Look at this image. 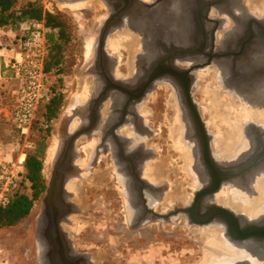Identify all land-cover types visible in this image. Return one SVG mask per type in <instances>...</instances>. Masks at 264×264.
<instances>
[{"label":"flooded vegetation","instance_id":"1","mask_svg":"<svg viewBox=\"0 0 264 264\" xmlns=\"http://www.w3.org/2000/svg\"><path fill=\"white\" fill-rule=\"evenodd\" d=\"M228 1L229 0H152L153 9H160V11L167 14L171 13L173 18L176 20L180 18L183 22L180 26L178 25L180 30L176 34L171 33L169 29L170 22L166 24V20H164L161 24H158V28L152 30L147 37L141 34L138 36L140 38L139 46H137L139 54L136 58L134 57L131 59L133 65L136 64L137 76L131 81H125L113 75L110 68L113 59L106 53L105 48V56L102 59H99L97 55L95 57L94 50V56L90 66H92V75L94 78L92 79L96 84V90H94L93 95L87 100L88 104H85L83 108L84 112L82 116H84V121L79 125L83 126L87 124L89 126L88 133L83 135H86L88 141L91 139L89 142L92 145V157L89 160L87 159L88 161L85 160V153L82 151V145L76 143V140L80 136L77 137L73 149L74 156L72 158L73 164L77 167V174H65V190H56L52 199L54 200V205H56L55 208H52L50 203L52 201L47 198V185L45 186L42 199L46 196L44 211H46L47 214L43 216L41 222L46 238L45 241H43L45 255L44 263H42L43 261L41 259L43 250L40 245L41 239L37 238L36 243L40 251V261L42 264H100L98 260L91 257V252L79 250L68 232L62 227V222L72 225L71 221L73 222V220L70 216L81 214L83 208L81 207L79 199H81L80 189L82 184H85L87 187H95V189H98V192H95L97 195L94 197L95 201L101 200V205H104L106 208L104 210V217L107 222L106 241L109 250L107 253L108 261L117 259L115 256L119 255L120 263L136 264V262L130 263L134 260L130 255L138 254L140 256L137 259L138 264H144L143 261L147 260L143 258V254H145L144 251L150 250L154 252V248H161L165 251L166 255L170 256L174 253V241L178 239V237H175L176 235L174 233L177 227L176 223L180 224V229H188L189 233L193 232L190 228L194 226H204L212 223L219 224L223 226L224 236H227V239L229 238V236L225 234L224 224L218 220H213L209 224H197L192 223L186 213L175 212L179 207L191 206L195 193L211 186L214 178L209 172L208 163L205 161L206 159L200 141L196 135L197 129L189 115V108L183 101L182 85L184 83L181 79L177 82L173 75L167 72L171 68L189 70L186 72V75L184 74V82L189 86V94L203 122V127L207 136L208 156L220 170H230L234 173L228 179L221 180L217 189L211 193H206L203 199H201V203L209 202L223 205V203L214 201L213 197L220 191L224 184L223 182L230 180L229 182H235L237 185H239L238 180L246 182L250 171L264 159V156H262L263 158L258 163L255 162L256 157H260V152H264V125L261 126L259 121L257 122V120H254V123H250V126H248L246 130L247 140H249L251 144L248 152L239 160H233L228 163L218 161L212 146L214 135H212L213 133L207 127L199 110V102L193 97L194 93L197 92L202 99H207L202 93V90H197V84H206L208 81H211V78L207 80L206 78L208 77H198L196 74L198 71L205 72V69L212 67L214 63L215 65H221V68L226 72L225 75L229 77V83L234 84V86L249 83L255 78L264 76V21L248 12L247 8L250 7L248 1L236 0L239 1L237 3L240 4V11L232 14V25H228L229 27L226 26L221 35L222 38H219V31L224 27L225 21H223L220 16L211 15L210 12L214 7H227V4L230 3V1ZM105 5L108 14L109 7L107 3ZM227 11L229 10L227 9ZM172 26H175L174 23ZM227 52H230V54H225ZM126 57V50H122V59H125H123L121 67L119 68L121 73L126 72L127 69V64L125 63ZM222 65L224 67H222ZM152 66L162 68L165 72L148 81L147 75ZM158 81H166L167 84L166 86L157 87L156 82ZM118 83L126 86L125 90L119 89L117 87L119 86L117 85ZM213 83L214 82H212V84ZM152 89V94L157 90H161L162 93H167L168 96H173L175 93L179 108L182 109V117L186 129L185 136L193 141V144L190 145L192 147L191 150L194 151L191 169H194L193 174L195 178L198 175L201 179L199 180V185L195 186L192 193H190V198L186 203L175 198L171 190L165 188L166 183L164 181L159 182L154 179L155 182H152L142 174L147 160L154 159L155 156L154 146L150 145L152 144L150 138L151 133L153 134V128L150 125L151 114H149L147 118L149 122L145 125L143 123V116L139 114L135 106L137 103L142 102L146 93ZM152 94L149 95L148 100ZM109 97L112 99H108ZM148 100L146 101V106L149 108ZM103 104L107 107L104 113L101 110ZM129 120L135 125L139 133L147 134L148 137L150 136L148 141L141 140L134 146L127 148V138L119 130ZM101 121L103 125H101ZM79 126L67 130L72 131ZM64 132H66V130H63L62 133ZM61 138L62 136L60 137L55 156H57L59 151ZM112 159L118 165V170H120L124 176L125 186L122 185V189L123 191L126 190L125 198L122 195L123 193L120 190V184L117 180V169H112L109 166V161ZM246 160H251V165L243 169V165L247 162ZM79 161H82L83 164H78ZM89 175L91 176L87 177ZM70 177H75L81 183L83 181L82 184L79 183V198L75 197V195L71 194L67 189V180ZM152 178L154 177L152 176ZM202 179L203 183H200ZM154 197H156L157 200H155ZM176 199L180 200L181 204L179 206L176 205ZM113 200L117 203V206L119 205L118 207L116 206L117 208L114 214H112V210L115 209ZM125 200L128 201L131 208V215L129 216L126 214L127 208L124 204ZM159 203L163 204L162 207H159ZM228 208L232 209L231 207ZM232 210L235 213L244 215L243 212ZM199 211L198 214L201 215L203 210H201V212ZM56 212L59 215L56 214ZM81 215L83 217L89 216L85 214ZM54 219H57L59 224V233H54L52 223ZM261 219L264 220V218H260V220ZM166 226L171 227L173 230L167 229ZM75 233L76 232H74V234ZM194 233L197 238L196 241L199 243L202 238L197 236L196 232ZM188 241V238L182 240V242H185L184 247L187 250L191 248L187 243ZM256 243L260 244L259 242ZM194 250L195 254L193 252L194 257H191V260L196 259L197 254L200 255L198 246L197 249ZM154 253H157V250ZM156 258L157 257H155V259ZM170 258L171 260L167 262H165V260L161 263L157 262V264H174V258L171 256ZM152 262L153 260L151 259L145 261L146 264H152ZM110 264L115 263L110 262Z\"/></svg>","mask_w":264,"mask_h":264},{"label":"bare ground","instance_id":"2","mask_svg":"<svg viewBox=\"0 0 264 264\" xmlns=\"http://www.w3.org/2000/svg\"><path fill=\"white\" fill-rule=\"evenodd\" d=\"M68 1L63 0L62 3L64 2L67 3ZM142 1L151 2L152 0H142ZM229 1L230 3L227 4L228 6L226 5L227 7L225 8L214 7L213 9H211L210 12L211 15L220 16L222 17L223 21H225L224 27H222L223 29L221 28V30L219 31L220 39L222 38L221 35L224 32V28L228 25H232L233 23L232 14H235L238 11H240V7H239L240 4L237 3L239 1L236 0H229ZM244 1L246 2L248 1V4H250V7L247 8L248 12H250V14H254L255 16H257L258 18L264 21V0H251V2L250 0H244ZM103 2L98 0L97 2H95V6L97 8L105 9V4L107 2L105 4ZM84 3L85 2L82 1H75V2H68L65 5H68V7L69 5L73 6V8H81V6ZM87 3L89 2H86V4ZM227 9L229 11H227ZM105 13H107V10ZM141 13H143V15H138L136 21L133 20V22L131 23H123L122 24L123 26H121L122 29L113 31L112 34H106L105 36L104 48L106 53L113 59L110 67L113 72V75L125 81H131L137 76V68L135 66L136 64L133 65L131 59L134 57L136 58L139 54V52L137 51V46H139L140 38L138 36L141 34L144 35V37H147L148 34L152 30H156V28H158L159 26L158 24H161L164 20H166V24L170 22L169 29L171 33L176 34L180 30L178 25L180 26V24L183 22V20H181L180 18L178 20L173 18L171 13L168 14L163 13V11H160V9L154 8L149 12L142 11ZM102 17H103L102 15L95 16L94 20L92 19L95 22L93 29L94 33L93 30L85 33L87 34L86 36L87 46L85 50V56L87 58L86 59L87 62L93 56L94 47L96 43V33H97V32L95 33V31H97L96 26L99 22L102 21L103 19ZM173 23L175 26H172ZM122 50H126L127 52V57H126L127 59L125 62L127 64V69L126 72L123 73H121V71L119 70L123 62ZM222 67L224 66L222 65ZM205 70H206L205 72L198 71L196 76L208 77L211 78V81L210 82L208 81L207 83L205 82L206 84L203 85L197 84L198 86L197 90H202L203 91L202 93L207 97L208 101L203 99V103L201 104L198 103V107L205 120L207 127L213 133L212 135H214V141L212 146L215 152V157L218 161L224 163H228L233 160H239L248 152V150L251 147V144L249 143V140H247V135H246L247 134L246 130L248 129V126H250V123H252L254 120L255 121L257 120V122L259 121L261 123V126L264 125V76L255 78L252 82L234 86V84L229 83L228 81L229 77L228 75H225L226 72H224L220 64L215 65L214 63L212 67L207 68ZM92 78L93 76L91 75L89 76L86 73L82 74V76L79 78L78 87L69 98L66 108L64 110L63 113L64 118H62L61 122L58 124L60 125L59 126L60 132H63V130H67V129L71 130L79 126L84 121V116H82L84 112L83 108L85 107L87 100L93 95L94 90H96V84L93 82L94 78L93 79ZM212 82L214 83L212 84ZM156 83H157V87L166 86L167 84L166 81H158ZM152 91L153 89L149 90V92L146 93L144 100L142 102L137 103L135 106V109L139 112V114L143 116V123L145 125L146 123L149 122L147 118L149 117L150 114V109L146 106V101L148 100L149 95L152 94L151 93ZM173 97L175 99L174 108L177 111H179V104L176 101L177 99L175 93L173 94ZM108 99H112V98L109 97ZM106 108L107 107L103 104L101 109L103 113L105 112ZM175 117L176 119L178 118L175 121V123L174 124L172 123L171 125L169 124L170 128L168 130L169 131L168 135L170 140L172 141V144L170 146L171 148L176 150L177 153H179V158L184 160L183 161L184 165L182 164L180 169H184L186 173L187 172L190 173L189 169L191 167V163H188V161L189 160L193 161L192 157L194 155V151L191 150L192 147L190 146L189 142L186 141L187 142L186 143L184 141L183 143L181 141L182 139H180V137H182L183 134L181 131L183 127H181L182 129H180L179 127L180 126L179 125L180 123H178L180 122L179 113H177V116ZM101 125H103L102 121H101ZM119 131L127 138V142H128L127 148L134 146L135 144L139 143L141 140L148 141L150 137V136L148 137L147 134L139 133L135 128V125L131 123V120H129L126 124H124ZM89 141L86 139V135L83 134L80 135V137L76 140V143L82 145V151H84L85 153L86 161H88L92 157V149H91L92 145L90 144ZM57 143L55 141L53 146L50 147L51 150L49 151L51 153V156L52 155L54 156V154L57 151L59 145ZM150 145L152 146V144ZM158 162H159L158 158L155 160L154 159L147 160V162L144 165L142 174L152 182H155L154 179L158 180L159 182L167 181L166 179H168V176L166 172L164 173L163 171H161L162 169H159L160 163L158 164ZM78 164L82 165L83 162L79 161ZM173 164L174 163L172 161V165ZM165 165L163 164V166ZM109 166L112 169L115 168L117 169V170L115 169L117 172V180L118 183L120 184L119 187L121 192L123 193L122 195L125 198L126 190L123 191L122 189V185L125 186L124 176L122 172L118 170V165L113 161V159L109 161ZM152 176L154 178H152ZM247 177H248L247 181L244 182L245 185H242L240 183L239 185H237V183L235 182H229L230 180L224 181L223 182L224 184L222 183L223 185L220 191L213 196L214 201L223 203V205L231 207L236 211L243 212L244 214L243 216L249 219L256 220V219L264 218V159H262L250 171V174H248ZM200 179L201 178H199V176L197 175V177L194 179L196 181V185H194V187L199 185ZM242 179L246 180L245 178ZM176 181L177 180H175L174 183H176ZM202 181L203 179L201 180L200 183H203ZM79 183L81 182L77 180L75 177H70L67 180V185H66L68 191L71 194L75 195V197L77 198H79V189H80ZM177 184L178 183H176V186ZM174 187L169 188L173 193L174 197L186 203L190 198V194L189 195L183 194L179 191L180 189L177 190L176 187L175 188ZM154 198L155 200H157L156 197ZM124 204L125 207L127 208L126 214L128 216L131 215V208L129 206L128 201L125 200ZM162 205L163 204L159 203V207H162ZM70 218L74 220V223L78 222L77 221L78 219H76V217H74L73 215L70 216ZM39 222L37 224V228L38 225L40 224ZM211 222L212 221L204 224H209ZM62 227L66 230V232H68V234L71 237L74 234V232H76L75 230L78 229L79 226L76 223L74 225H71L62 222ZM190 230L196 232L197 236H200L202 238L200 239L201 241L199 242L198 245L200 255L198 258L191 260V257H194L195 250L193 248H190L189 250L184 249V251L181 252V254L182 255L187 254V256H185L184 262L182 264H264V243L258 244L251 240L232 242L224 236L223 226L215 223L204 226H194L190 228ZM163 252L164 251L161 248H158L157 253L153 252L151 254V260H153L152 264H157V262L161 263L165 260H166L165 262L171 260L169 255H165L164 257H162ZM155 257L157 258L155 259Z\"/></svg>","mask_w":264,"mask_h":264},{"label":"rangeland","instance_id":"3","mask_svg":"<svg viewBox=\"0 0 264 264\" xmlns=\"http://www.w3.org/2000/svg\"><path fill=\"white\" fill-rule=\"evenodd\" d=\"M20 2L26 0H19ZM66 1V0H64ZM68 1V0H67ZM82 1L85 2L81 8H73V6L68 7V2ZM98 0H71L67 3L63 2V0H41L43 6L50 11H58L63 14L71 27V37L69 42L67 43V47L64 53V58L62 62L61 69L55 74H51V80H55V88L60 89L63 93L64 99L63 104L57 113V115L51 121V132L47 137V147L45 151V156L43 159V168L42 173L45 178V181L48 180L50 176V171L52 167V161L54 160L55 154L52 157L49 150L50 147L53 146L54 142H60V137L62 136V132L59 131L58 125L63 117L64 110L68 103L69 98L75 92L78 87V80L82 76V74L86 73L89 76H93L92 63L94 52L92 58L87 62V58L85 56L86 50V36L88 31H92L94 29V17L95 16H103L105 18L107 15L106 5L105 9L97 8L95 6V2ZM103 2V0H100ZM86 2H89L86 4ZM105 4V2H103ZM102 12V13H101ZM93 19V20H92ZM103 20V19H102ZM101 22H99L96 26L98 29ZM92 27V28H91ZM91 28V30H90ZM97 31H95L96 33ZM94 33V30H93ZM95 35V34H93ZM19 45V35L17 32L9 30L7 28L0 27V61L4 59H9L10 54L12 53L11 48H17ZM125 54V53H124ZM85 59V60H84ZM125 59V58H123ZM86 61V62H85ZM89 72V73H88ZM209 79V78H206ZM16 88V82L14 79L10 78L9 75L3 76L0 74V148L8 146V148H4L6 152H2V155L5 156L7 152L13 151L14 158L11 161H17V156L20 151H22L27 146H31V141L29 140L27 134H21L12 121L11 111L14 104V89ZM161 90H157L152 94L149 99L148 105L151 114L150 125L153 128V134L151 135V143L154 146V160L158 158L159 168L161 171L166 172L168 175L165 188L169 189L171 187H176V189H180L179 191L183 194L189 195L194 190V185H196L195 175H193V171L190 167L189 172L186 173L184 169H180L184 160L179 158V154L173 148H171L172 141L168 137L170 125L175 123L177 113H179V127H183L182 131V139L181 141L189 142L190 145L193 144V141L188 139L185 136V122L182 117V109L179 108L177 111L174 108V97L167 93H162ZM171 97V99H170ZM194 99L198 101L200 104L203 103V99L201 96L195 92L193 95ZM170 100V101H169ZM208 101V99H206ZM171 104V105H170ZM172 107V108H171ZM42 112V107L39 106L36 112V116H40ZM181 113V114H180ZM166 114V115H165ZM173 118V119H172ZM175 118V119H174ZM172 121V122H171ZM170 124V125H169ZM55 137V138H54ZM156 142V143H155ZM186 142V143H187ZM185 143V144H186ZM159 146V147H157ZM50 153V154H49ZM165 156V157H164ZM22 157V156H21ZM23 158V157H22ZM52 158V159H51ZM162 159V160H161ZM4 160V159H1ZM173 165H172V161ZM6 161V160H5ZM163 161V162H162ZM188 163H192L191 160ZM163 164L165 166H163ZM168 164V165H167ZM163 166V168H162ZM167 169V170H166ZM23 170L21 171V175ZM189 174V175H188ZM91 175L87 176L90 177ZM191 176V177H190ZM188 177V178H187ZM173 179V180H172ZM171 180V182H170ZM176 181V183H174ZM170 184H169V182ZM173 182V183H172ZM192 182V183H190ZM181 183V184H179ZM238 183L245 185L242 180H238ZM28 185V183H25ZM169 184V185H168ZM180 185V186H179ZM174 187V188H175ZM182 188V189H181ZM95 192H98V189L95 187H87L85 184L81 185L80 194L81 199V207L83 208L81 214L89 215L82 216L81 214L73 215L78 219V222H75L79 227L76 229V233L71 236V239L75 243V246L79 250H84L87 252H91V257L98 260L100 264L106 263H115V264H123L119 261V255L115 256L117 259L108 261L107 253L108 245L106 241L107 237V227L105 221V213L106 209L104 205H101V200L95 201ZM43 192L34 200L32 207L29 213L17 224L11 226H3L0 227V264H38V259L40 261V251L38 249L37 239L35 237V221L37 224L38 220V212L41 207ZM78 200V199H77ZM113 204L115 205V209L112 210V214H114L117 206V203L113 200ZM180 200L176 199V205L179 206ZM117 206V207H116ZM120 208V207H119ZM120 214V213H117ZM116 217V216H114ZM74 220L72 225L75 224ZM160 225V222H159ZM177 227L175 228V249L173 250V254L170 256L174 258V264H182L184 262L185 256L187 254H181L184 251L185 242H182L183 239L188 238V244L191 248L197 249L198 242L194 232L188 231V229H180V224L176 223ZM169 230H173L171 227H167ZM37 230V228H36ZM180 236V238H179ZM227 237V236H226ZM229 239V238H228ZM195 240V241H194ZM230 240V239H229ZM233 242V240H230ZM37 246V250H36ZM156 246V245H155ZM156 251L157 249L154 248ZM154 251V252H155ZM143 258L150 260L151 252L150 250L144 251ZM170 252V251H169ZM166 255L165 251L163 252L162 257ZM180 255V256H179ZM199 254L196 255V258ZM38 256V258H37ZM133 262L138 264V254L130 255ZM144 260V264L145 261ZM41 262V261H40Z\"/></svg>","mask_w":264,"mask_h":264},{"label":"water","instance_id":"4","mask_svg":"<svg viewBox=\"0 0 264 264\" xmlns=\"http://www.w3.org/2000/svg\"><path fill=\"white\" fill-rule=\"evenodd\" d=\"M105 3L107 2V5L109 7V12L103 18V20L100 23V26L97 29L96 33V43H95V57L99 59H102L105 56L104 52V43H105V36L106 34H111L113 31H117L119 29H122L121 26H123V23H131L133 20L136 21L138 18V15H143L141 13L142 11H151L152 8V1L151 2H144L142 0H103ZM214 1V0H213ZM225 54H230V52H227ZM197 67V66H196ZM189 70H178L175 68H171L167 72L171 73L173 77L177 80L181 79L183 81V101L189 108V115L190 118L193 120V123L197 129V138L200 141V145L202 148V151L204 153L205 161L208 163V169L210 174L213 175V182L211 186L199 190L195 193V196L193 198V203L191 206H182L175 210V212H181L186 213L187 217L191 220L192 223H208L213 220H218L222 222L225 226V234L229 236L230 240L233 241H243V240H253L255 242H259L260 244L264 243V220H248L240 213H235L232 209L228 208L224 205H218L214 203H201V199H203V196L206 195V193H211L221 183V180H226L230 176H232L234 173L230 170H220L215 163H213L212 159L208 156V148H207V136L205 134V130L203 127V122L201 120V116L199 112L197 111L195 104L189 94V86L187 83H185L184 78L186 75V72ZM164 69L157 68L152 66L149 74L147 75V80L150 81L153 78H156L163 74ZM185 74V75H184ZM119 89L125 90V87L123 84H117ZM90 103V102H89ZM88 104V101L87 103ZM89 131V126L87 124H84L83 126H79L78 128L62 133L61 138V144L59 151L57 153V156H55L54 160L52 161V167L50 171V176L48 180L46 181V194L48 200H51V206L52 208H55L56 205H54L53 196L58 191H64V178L66 173H72L77 174V167L73 164V149L75 140L78 136L82 134H86ZM264 156V152H260V157H256L255 162L258 163ZM72 160V161H71ZM247 161V160H246ZM251 165V160H248L245 162V164L242 166L243 169L249 167ZM79 170V169H78ZM230 171V172H229ZM46 196L42 199L41 207L38 212V220L39 223L42 222L43 216L46 215V211H44ZM45 204V205H44ZM200 210V211H199ZM203 210V213L198 214V211L201 212ZM56 214H58L56 212ZM59 215V214H58ZM53 227H54V233H59L60 228L59 224L57 222V219H54ZM38 224V221H37ZM36 221H35V237L36 239H41V249L42 250V263H44V242L45 241V235L42 229V223L39 224L37 230ZM40 264H42L39 261Z\"/></svg>","mask_w":264,"mask_h":264},{"label":"trees","instance_id":"5","mask_svg":"<svg viewBox=\"0 0 264 264\" xmlns=\"http://www.w3.org/2000/svg\"><path fill=\"white\" fill-rule=\"evenodd\" d=\"M35 23L41 24L44 30L43 72L47 78L48 97L40 100L38 107H42L41 115L36 116L37 107L27 133L31 146L22 150L23 173L9 193L7 202L0 205V227L15 225L21 221L29 213L34 200L45 189L42 168L47 137L51 132V121L59 112L64 99L62 91L55 88V80L50 78L51 74L61 69L71 37L67 18L58 11L45 8L41 0H0V27L17 32L19 43L27 28Z\"/></svg>","mask_w":264,"mask_h":264},{"label":"built area","instance_id":"6","mask_svg":"<svg viewBox=\"0 0 264 264\" xmlns=\"http://www.w3.org/2000/svg\"><path fill=\"white\" fill-rule=\"evenodd\" d=\"M44 54V30L41 24L35 23L27 28L8 63L10 77L16 82L11 117L23 135L28 133L40 100L48 97L47 78L43 72ZM21 171L19 160H0V205L7 202Z\"/></svg>","mask_w":264,"mask_h":264},{"label":"crops","instance_id":"7","mask_svg":"<svg viewBox=\"0 0 264 264\" xmlns=\"http://www.w3.org/2000/svg\"><path fill=\"white\" fill-rule=\"evenodd\" d=\"M11 50H12V53L9 56L10 58L9 59H4L3 58V60L0 61V74H2L3 76H5L7 74L9 75V77L11 76L10 75L11 74V70L8 67V63H9V60L15 55L16 49L15 48H11ZM6 147L8 148V146H6ZM6 147L0 148V160L1 159H4V160L8 161V160H12L14 158L13 151L7 152L5 156L2 155V152H4V151L6 152V150L4 149ZM23 159H24V152L23 151H20L18 153L17 160L20 161V167H21V169H22Z\"/></svg>","mask_w":264,"mask_h":264}]
</instances>
